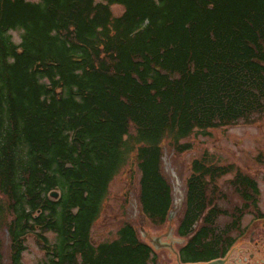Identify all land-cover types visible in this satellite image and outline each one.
<instances>
[{
	"label": "trees",
	"instance_id": "1",
	"mask_svg": "<svg viewBox=\"0 0 264 264\" xmlns=\"http://www.w3.org/2000/svg\"><path fill=\"white\" fill-rule=\"evenodd\" d=\"M263 114L264 0H0V250L5 231L10 264L32 235L44 264H155L131 224L91 241L110 184L135 166L141 212L163 226L173 209L163 148L181 155L192 136ZM233 170L206 154L191 165L177 225L190 237L184 263L236 242L210 232L230 216L215 195ZM231 184L244 201L236 227L259 210L260 190L239 173Z\"/></svg>",
	"mask_w": 264,
	"mask_h": 264
},
{
	"label": "rangeland",
	"instance_id": "2",
	"mask_svg": "<svg viewBox=\"0 0 264 264\" xmlns=\"http://www.w3.org/2000/svg\"><path fill=\"white\" fill-rule=\"evenodd\" d=\"M112 10L115 17H120L125 11L122 6H113ZM11 37L16 44H20V32H12ZM183 143L191 144L192 150L179 155L168 146L163 148L162 172L166 181L171 185L173 194L171 219L163 226H157L143 216L139 206L140 173H133L132 170L136 169L135 166H127L110 184L103 212L92 228L91 241L94 245L115 241L124 224H131L136 229L139 239L146 240L147 243V240H150L148 238L152 239L165 232L177 231V225L183 217L185 209L186 180L192 174L191 165L195 159L202 158L204 154L214 165L232 166L234 169L231 174L220 178L217 182L216 202H218L219 208L229 213L230 216H221L217 220V228H215L217 231L214 232V236L224 233L225 237L237 238L250 223L252 224L261 217L264 218V114L256 115L250 122H239L235 126L213 130L207 136H192L191 139L183 141ZM238 173L255 180L258 190H260L259 210L250 209V213L247 212L239 224L233 227L232 225L228 226L232 222V211L244 206V201L231 184ZM134 174L136 175L134 176ZM200 227V224L196 227L194 235L197 230H200ZM47 236L50 242L54 243L55 235ZM1 238V264H10L9 236L4 231L1 233ZM25 244L27 249L23 253L21 264H44L47 261L46 254L42 252L33 235L27 238ZM245 246L233 248L230 254L231 264H242L240 261L244 258L242 251H245ZM251 246L247 244L246 249ZM200 250L207 253L209 248L204 247ZM159 258L162 260V264L174 263L165 250L160 253ZM263 259L264 256L257 258L258 261Z\"/></svg>",
	"mask_w": 264,
	"mask_h": 264
},
{
	"label": "flooded vegetation",
	"instance_id": "3",
	"mask_svg": "<svg viewBox=\"0 0 264 264\" xmlns=\"http://www.w3.org/2000/svg\"><path fill=\"white\" fill-rule=\"evenodd\" d=\"M215 231L217 230H210V232ZM202 232L203 230L196 231V233ZM225 236L226 235L222 233L216 238H230ZM148 239H150L147 240L148 243L146 240L142 241V239L140 242L144 243L153 250L152 258H155V264H162V260L159 258V255L164 250L169 253V258L173 259V264H187V262H183V258L186 257V246L188 245L190 237H183L178 231H171L165 232L158 237ZM247 244L252 246L246 249ZM234 246H245V251H242L244 258L240 261L242 264H264V259L261 261L257 260V258L260 256H264V218L261 217L259 220L254 221L252 224L250 223L248 226H246L238 236L237 242H235ZM232 250L233 249H231L230 252L226 254L225 258L222 259L224 262L221 264H231L230 254L232 253Z\"/></svg>",
	"mask_w": 264,
	"mask_h": 264
},
{
	"label": "water",
	"instance_id": "4",
	"mask_svg": "<svg viewBox=\"0 0 264 264\" xmlns=\"http://www.w3.org/2000/svg\"><path fill=\"white\" fill-rule=\"evenodd\" d=\"M49 198L50 199H54L56 201L60 200V194L56 191H52V193L49 195ZM223 263V261L219 260V261H215V262H210L208 264H221Z\"/></svg>",
	"mask_w": 264,
	"mask_h": 264
}]
</instances>
